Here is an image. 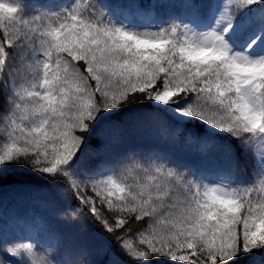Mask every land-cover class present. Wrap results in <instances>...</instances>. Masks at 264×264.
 I'll return each instance as SVG.
<instances>
[{
	"label": "snow or ice",
	"instance_id": "1",
	"mask_svg": "<svg viewBox=\"0 0 264 264\" xmlns=\"http://www.w3.org/2000/svg\"><path fill=\"white\" fill-rule=\"evenodd\" d=\"M130 9L149 22L109 0L30 14L21 0H0V174L50 181L76 201L65 219L99 224L134 264H237L264 253V0H181L187 14L164 17L137 0ZM143 107L201 129L191 142L234 141L224 147L229 169L206 174L160 153L81 167L94 130H114L120 114ZM245 153L249 180L237 172ZM23 227L47 231L38 220ZM0 264L90 262L0 233Z\"/></svg>",
	"mask_w": 264,
	"mask_h": 264
},
{
	"label": "trees",
	"instance_id": "2",
	"mask_svg": "<svg viewBox=\"0 0 264 264\" xmlns=\"http://www.w3.org/2000/svg\"><path fill=\"white\" fill-rule=\"evenodd\" d=\"M27 13L40 8L58 7L70 0H21ZM181 0H137L138 6L147 7L163 3L164 8L156 10L159 17L175 15L180 11ZM117 9L129 7L131 0H109ZM256 23L259 22L257 18ZM16 51L15 67L25 70V62L19 59ZM3 110V97L0 96V112ZM161 121L166 124L163 126ZM120 126L116 129L94 130L87 139V148L81 158V167H105L125 160L136 153H160L178 160L189 168L215 175L225 172L230 162L224 151L226 145H235L227 137L210 138L204 146L188 139L189 133L203 136L201 129L192 125L180 126L168 120L163 113H154L149 107L133 108L120 114ZM4 136L0 133V143ZM193 150L192 152H190ZM238 175L245 180L253 176V161L249 154L239 157ZM63 184V181H58ZM76 206L74 199L52 183L30 171L8 168L0 174V233L12 242L39 240L44 247L54 252H72L75 258H82L90 264H134L111 240V237L95 222L85 219L73 221L65 219L67 212ZM106 214H108L106 212ZM38 220L47 231L33 236L23 227L24 222ZM16 221L20 223L17 224ZM139 225H133L137 228ZM264 253L254 251L244 254L237 264H262ZM152 264H168L167 258L154 259Z\"/></svg>",
	"mask_w": 264,
	"mask_h": 264
},
{
	"label": "rangeland",
	"instance_id": "3",
	"mask_svg": "<svg viewBox=\"0 0 264 264\" xmlns=\"http://www.w3.org/2000/svg\"><path fill=\"white\" fill-rule=\"evenodd\" d=\"M130 17L134 20H138V22L142 21L143 19H147L149 18L148 16H136L135 13H130ZM193 150H191L190 152H192Z\"/></svg>",
	"mask_w": 264,
	"mask_h": 264
}]
</instances>
